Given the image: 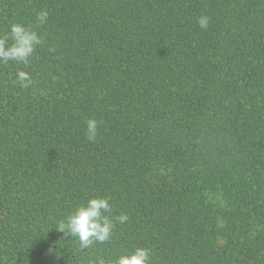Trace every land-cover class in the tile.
Returning a JSON list of instances; mask_svg holds the SVG:
<instances>
[{"label":"trees","instance_id":"1","mask_svg":"<svg viewBox=\"0 0 264 264\" xmlns=\"http://www.w3.org/2000/svg\"><path fill=\"white\" fill-rule=\"evenodd\" d=\"M16 22L44 43L0 65V264L137 247L152 264H264V0H0V34ZM101 196L129 220L80 252L56 221Z\"/></svg>","mask_w":264,"mask_h":264},{"label":"clouds","instance_id":"2","mask_svg":"<svg viewBox=\"0 0 264 264\" xmlns=\"http://www.w3.org/2000/svg\"><path fill=\"white\" fill-rule=\"evenodd\" d=\"M48 17L47 11L38 12L37 27L46 24ZM210 22L211 17L206 14H201L197 20L199 27L204 30L208 29ZM43 43L44 39L35 27L19 22L12 23L8 32L0 34V65L15 62L28 67L38 46ZM15 83L23 89H28L33 86L34 81L29 72L19 71L16 73ZM40 94L45 95V92L41 91ZM100 123L94 118L86 121L85 136L88 142L96 141ZM128 220L126 213L113 214L110 196H101L90 198L76 206L65 217L56 221L54 229L63 233L65 239L71 237V240L78 244V251L84 252L97 244L110 243L117 224H125ZM151 256L150 249L137 247L121 254L115 260L97 256L90 264H152Z\"/></svg>","mask_w":264,"mask_h":264}]
</instances>
